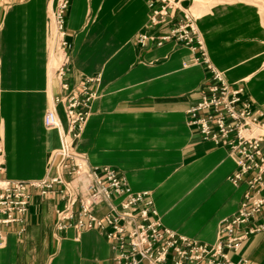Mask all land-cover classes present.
Masks as SVG:
<instances>
[{"label": "crops", "instance_id": "crops-1", "mask_svg": "<svg viewBox=\"0 0 264 264\" xmlns=\"http://www.w3.org/2000/svg\"><path fill=\"white\" fill-rule=\"evenodd\" d=\"M156 0H70L65 18L69 45L63 76L53 72V0H0V147L8 181H40L60 146L59 132L43 118L52 98L99 78L97 99L75 149L93 166L109 165L133 191H147L164 227L206 244L236 213L248 188L229 177L237 164L224 146L203 140L187 124L188 108L204 91L211 72L174 39L161 36L187 12L184 0L167 3L168 23L152 26ZM161 5L159 1L155 6ZM188 13V12H187ZM175 21V22H176ZM209 64L235 86L255 112H264V21L247 2L213 4L194 21ZM61 83L67 85L66 89ZM63 128L62 107L56 106ZM261 122L264 117L259 118ZM23 230L2 227L0 264H114L113 251L97 228L55 229V199L31 188ZM119 199H114L117 203ZM107 209H95L101 215ZM236 261L264 264V231L248 235Z\"/></svg>", "mask_w": 264, "mask_h": 264}, {"label": "built area", "instance_id": "built-area-1", "mask_svg": "<svg viewBox=\"0 0 264 264\" xmlns=\"http://www.w3.org/2000/svg\"><path fill=\"white\" fill-rule=\"evenodd\" d=\"M51 22L55 32L54 48L62 56L55 70L58 79L63 76L66 52L65 18L70 0H53ZM165 2L164 0H161ZM149 23L159 26L168 23L166 7L151 4ZM177 22V21H176ZM161 36L141 34L137 42L157 45L174 39L199 50L202 62L211 72L209 83L200 99L187 110V124L203 140L224 146L237 164L229 179L237 184L245 178L248 185L238 210L223 221L213 244L199 242L164 227L147 191H133L125 177L108 165L93 166L75 152L72 143L81 134L97 97L99 78H87L75 91L52 98L43 118L46 129L59 132L60 147L51 157V174L40 181H8L0 177V241L2 227L14 225L18 232L25 225L31 201V188L41 195L58 198L55 206V228L62 231L74 227L97 228L106 237L113 251L114 264H246L247 259L232 260L229 250H237L248 235L264 231V112L252 110L244 98L241 84L229 85L221 72L206 60L202 40L192 16L185 14L184 22L175 23ZM199 61L194 58L192 62ZM66 89L67 85L61 83ZM67 90V89H66ZM62 107L66 129L61 125L56 106ZM4 170L0 147V174ZM119 199L117 203L114 199ZM107 209L97 215L95 209Z\"/></svg>", "mask_w": 264, "mask_h": 264}, {"label": "rangeland", "instance_id": "rangeland-1", "mask_svg": "<svg viewBox=\"0 0 264 264\" xmlns=\"http://www.w3.org/2000/svg\"><path fill=\"white\" fill-rule=\"evenodd\" d=\"M157 1H159L160 2V4L161 5H159V6H157L156 5V7H158V8H160V7H166V9H167V3H165V2H162L161 0H156L155 2H157ZM167 1H170L172 4L173 3H177L179 0H167ZM185 2H186V4L188 5L187 7H188V10H187V12H184V14H183V17L181 18V19H179L178 21L180 22H184V17H185V14H187L188 16H192V19H193V21H195L199 16H201L203 13H205L208 9H209V7L210 6H212L213 4H216V3H221V2H247V3H250V4H253V5H255V7L259 10V12H260V15H261V18L263 19V21H264V0H184ZM155 2H154V6H155ZM170 20H173L174 22L176 21L174 18H171ZM177 21V22H178ZM177 22H175V23H177ZM54 34H55V32H54V30H53V37H54ZM51 41H53V39H52V36H51V34L49 35V44H50V46H51ZM178 42V41H177ZM53 58H54V64H53V66H52V69H53V72L56 70V68L58 67V66H60V64H61V60H62V56H61V54H59V51H56L55 50V48L53 47ZM190 49V48H189ZM192 50V49H191ZM205 50V49H204ZM194 52H196V51H194ZM197 52L199 53V60L202 62L203 60V56H202V54H201V52L199 51V50H197ZM206 60L208 61V59H207V57H206ZM200 61H198V62H200ZM209 62V61H208ZM203 63V62H202ZM204 64V63H203ZM97 78V77H96ZM244 82V81H243ZM243 82H241V83H238V84H241L242 85V83ZM243 87V86H242ZM244 89V88H243ZM97 99V97L93 100V102L95 101ZM92 102V103H93ZM92 105V104H91ZM90 111H91V108H90V110H89V115H90ZM186 114H187V111H186ZM89 117V116H88ZM87 122V121H86ZM85 125H86V123H85ZM66 129V128H65ZM46 130H51V129H46ZM83 131V130H82ZM257 133H259V134H261V133H264V132H257ZM81 134H82V132H81ZM81 134L79 135V137L81 136ZM78 137V138H79ZM77 138V139H78ZM76 139V140H77ZM76 140H74L73 141V143H72V146H73V148H74V150H75V152H77L78 154H80L81 156H83L80 152H78V151H76V149H75V141ZM60 147V146H59ZM59 149V148H58ZM57 149V150H58ZM57 150H55V151H57ZM54 154V153H53ZM84 157V156H83ZM101 166H103V165H101ZM109 166V165H108ZM112 167V166H111ZM116 170V169H115ZM117 171V170H116ZM53 197V196H52ZM53 199H55V204H54V214H55V206L57 205V204H59V201H58V198H55V197H53ZM223 223V222H222ZM222 223H221V225H222ZM54 226H55V223H54ZM56 229V228H55ZM65 230V229H64ZM58 231V230H57ZM63 231V230H62ZM58 232H60V231H58ZM211 244H213V243H211Z\"/></svg>", "mask_w": 264, "mask_h": 264}, {"label": "bare ground", "instance_id": "bare-ground-1", "mask_svg": "<svg viewBox=\"0 0 264 264\" xmlns=\"http://www.w3.org/2000/svg\"><path fill=\"white\" fill-rule=\"evenodd\" d=\"M56 130V129H55Z\"/></svg>", "mask_w": 264, "mask_h": 264}]
</instances>
